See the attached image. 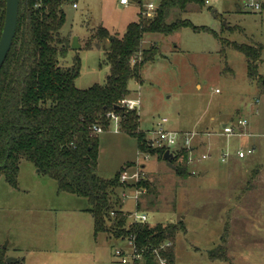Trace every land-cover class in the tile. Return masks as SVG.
I'll return each instance as SVG.
<instances>
[{
	"label": "rangeland",
	"instance_id": "rangeland-1",
	"mask_svg": "<svg viewBox=\"0 0 264 264\" xmlns=\"http://www.w3.org/2000/svg\"><path fill=\"white\" fill-rule=\"evenodd\" d=\"M254 1L260 4L258 10L247 7L248 0H205L204 6L189 4L167 19H188L214 33L182 27L167 36L143 35L141 49L156 44L159 54L142 66L140 81H129L127 98L138 100L139 129L152 147L162 146L155 140L159 128L178 134V144L169 150L173 154L187 150L188 174L179 176L173 169L181 158L171 162L173 167L156 155L145 158L135 138L116 130L114 119L98 133L97 175L111 178L124 165L128 173L137 170L155 187L138 200L137 208L146 212L147 223L184 224L185 231L175 235L174 264H264V0ZM141 3L129 0L121 6L118 0H69L61 5L65 20L60 33L70 40L77 36L80 45L61 60L70 65L78 55L76 88L103 84L108 73L104 51L83 48L91 32L101 25L121 36L125 26L136 20ZM225 42L263 45L257 68L261 83L247 77L244 55ZM237 117L247 119L252 135L218 134L224 122ZM186 135L191 139L188 145ZM238 147L254 151L239 159L234 155ZM225 151L230 156L222 161ZM203 153L209 156L200 159ZM19 168L20 191L11 189L0 174V248L6 257H24L26 264H103L90 256L91 223L81 211L88 207L87 200L56 191V182L37 174L28 161H21ZM126 183L113 195L121 202L128 226L135 200L129 194L130 182ZM122 193L127 194L123 202ZM7 194L22 196L21 206L8 205L3 198ZM221 235L226 259H211L208 252L220 243ZM115 248L128 249L127 240L108 241L104 264H122L113 256Z\"/></svg>",
	"mask_w": 264,
	"mask_h": 264
},
{
	"label": "trees",
	"instance_id": "trees-1",
	"mask_svg": "<svg viewBox=\"0 0 264 264\" xmlns=\"http://www.w3.org/2000/svg\"><path fill=\"white\" fill-rule=\"evenodd\" d=\"M18 1L15 33L0 67V174L10 187L17 188L19 164L23 160L30 162L38 174L56 182L58 192L87 200L94 234L105 232L116 239L132 238L143 264H156L158 258L174 264V239L178 231H185L184 224L134 222L126 226L121 202L113 195L115 188L124 186L119 175L126 165L111 178L97 175L99 132L94 127L101 132L106 130L111 120L107 113L112 112L118 116V130L135 138L139 152L163 158L168 148L151 146L139 129L136 109H128L121 100L129 94V81H140L142 66L159 54L156 44L141 49L144 34L167 36L182 27L214 33L188 19L177 17L167 21L172 11L184 12L189 4L202 7L205 0H158L151 17H143L139 10L136 20L129 22L119 37L97 26L83 48H101L108 73L103 84L94 83L84 89L74 85L80 71L78 55L75 53L70 65L61 62L71 50L70 36L60 33L65 20L61 5L69 0ZM3 18L4 0H1L0 33ZM224 45L244 55L247 77L257 78L261 83L257 68L263 45L237 42ZM187 154L185 149L174 154L173 160L181 158L173 167L176 175L188 174ZM135 185L146 188V194L155 191L153 183L145 178ZM224 242L221 235L220 243L208 252L211 259H226ZM5 259V250L0 248V264H24L23 258L10 263Z\"/></svg>",
	"mask_w": 264,
	"mask_h": 264
},
{
	"label": "built area",
	"instance_id": "built-area-1",
	"mask_svg": "<svg viewBox=\"0 0 264 264\" xmlns=\"http://www.w3.org/2000/svg\"><path fill=\"white\" fill-rule=\"evenodd\" d=\"M120 5L126 6L129 3V0H118ZM141 7H142V14L144 16L147 17H151L158 5V0H142L141 1ZM73 7H75V4H72ZM247 7L251 8L252 10H258L260 7V4L257 1L254 0H248ZM258 100H256L257 102ZM121 104L124 105L125 107H127L128 109H136V105L138 104V100H134V99H130V98H124L123 100H121ZM107 116H109L111 119H114L115 122H118V116L115 115L112 112H108ZM162 122L165 121V119L161 120ZM247 119L245 117H237L234 120H229L224 122L221 125V130L218 133L219 135H224L226 137H236V138H240V137H244V136H250L252 135L250 132L247 131ZM94 130L96 132H101V129L99 127H94ZM156 137L155 140L160 143L162 146L167 147L168 149L170 147L176 146L178 144V134L175 132H169V131H165L161 128H159L156 132ZM190 136H187L184 138V144L189 143L190 141ZM254 151L253 147H247V148H243V147H238L235 152L234 155L241 159L244 158L247 155L252 154ZM209 155L207 153H203L200 156V159H205L207 158ZM230 156V154L225 151L222 153L221 155V160L224 161L226 160L228 157ZM148 155L145 156V158H147ZM187 162H191V158L188 157L187 158ZM141 171V169H139ZM142 175L140 176V173L137 170L134 171H130L128 173V170L125 168L122 170V172L119 175V180L120 182L127 184L126 182H130V187L132 188L131 192L129 193L133 199L135 200V210L133 212H129L128 216H129V220L130 223H134V222H139V223H147V214L145 211L140 210L137 208L138 206V200L144 196L147 192L146 188L144 187H137L135 184L137 183V181L139 179H142ZM127 194L126 193H122L121 195V200L123 202V198L126 197ZM124 211V210H123ZM111 216H114V212L111 211L110 212ZM128 246L129 248L127 249H123V248H115L113 250V256L116 258V260L122 264H135L136 262H142L141 261V255L139 253H137L134 250V245L132 242V238L127 237ZM168 244V243H167ZM158 263L159 264H167L166 260L163 258H158Z\"/></svg>",
	"mask_w": 264,
	"mask_h": 264
},
{
	"label": "water",
	"instance_id": "water-1",
	"mask_svg": "<svg viewBox=\"0 0 264 264\" xmlns=\"http://www.w3.org/2000/svg\"><path fill=\"white\" fill-rule=\"evenodd\" d=\"M18 0H4V18L2 30L0 33V67L6 57V54L11 46L12 39L15 33L17 13H18ZM80 48L78 43V37L73 36L70 40V49L77 50ZM117 107V106H115ZM163 159L169 167H173L171 161L175 158V155L166 149L163 153ZM5 261L7 263L18 261L14 257H6Z\"/></svg>",
	"mask_w": 264,
	"mask_h": 264
},
{
	"label": "crops",
	"instance_id": "crops-1",
	"mask_svg": "<svg viewBox=\"0 0 264 264\" xmlns=\"http://www.w3.org/2000/svg\"><path fill=\"white\" fill-rule=\"evenodd\" d=\"M118 4H119V2H118ZM120 5V4H119ZM121 6H123V5H121ZM131 99V98H130ZM256 127V126H255ZM251 129H253L252 128V126L251 127H249V130H251ZM116 130L117 131H119L118 130V127H117V123H116ZM248 132H250V133H252L251 131H248ZM260 132V131H259ZM261 133H259V135H260ZM19 174H20V168H19V171H18V176H17V188H12V187H10L11 189H18V179H19ZM38 174V173H37ZM19 190V189H18ZM17 190V191H18ZM20 191V190H19ZM57 191V190H56ZM57 193V192H56ZM64 193H66V192H64ZM5 197V201L8 203V205H14V204H17V205H19L22 201H23V199H22V196L20 197H18V196H14V194H7L6 196H3V198ZM23 204V203H22ZM19 206H21V205H19ZM87 208L88 207H86V208H83V209H81V211H85L86 213H87V215L89 216V220L88 221H90V223H91V229H92V241H91V244H90V246H91V253H90V256H91V259L93 260V261H96V262H103V264L104 263H108V258H106L107 259V261L105 260V261H103L104 259H105V257H107L106 255V247L108 246V241H110V239L111 238H114V237H112V236H110V235H108L107 233H105V232H99V233H97V234H94V232H93V220H92V215L87 211ZM100 234H104L103 236L104 237H101L100 236ZM17 249H19L18 247H17ZM124 249H126V248H124ZM17 258H23V261H24V264H26V261L24 260V257H17ZM83 264H85V263H83ZM138 264H140V263H138Z\"/></svg>",
	"mask_w": 264,
	"mask_h": 264
}]
</instances>
